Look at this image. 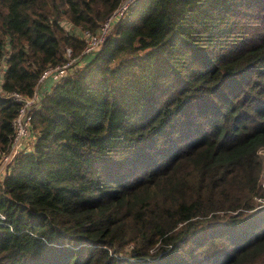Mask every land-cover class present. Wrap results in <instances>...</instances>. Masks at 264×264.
<instances>
[{"label":"trees","instance_id":"1","mask_svg":"<svg viewBox=\"0 0 264 264\" xmlns=\"http://www.w3.org/2000/svg\"><path fill=\"white\" fill-rule=\"evenodd\" d=\"M121 1L0 0V156L6 93ZM31 127L0 179V264H264V0H135Z\"/></svg>","mask_w":264,"mask_h":264},{"label":"built area","instance_id":"2","mask_svg":"<svg viewBox=\"0 0 264 264\" xmlns=\"http://www.w3.org/2000/svg\"><path fill=\"white\" fill-rule=\"evenodd\" d=\"M134 1L135 0H122L118 6L100 23L96 31H91L88 29L79 30V28L73 27L74 33L78 34L84 41V45L79 57H72L65 63L50 64L45 67L37 77L33 91L30 95H25L15 90L6 93L7 96H9L12 100L19 103V106L15 116L12 119L13 134L10 141L9 150L0 156V179L3 178L10 164L12 163L13 158L18 154V152L22 149L29 148L28 142L30 141L29 138L32 133V113L34 108L40 102L43 93L49 87L47 84L48 80L54 82L70 69V65L74 61H80L82 56H88L93 51H95L96 47L104 40L112 24L121 16H123L125 11ZM62 24L66 27V29L71 28L70 23H68L66 20H63ZM67 50L69 51V49ZM0 73L2 74L1 71ZM262 186L264 187V181L262 182ZM255 200L261 204H264V196H256Z\"/></svg>","mask_w":264,"mask_h":264},{"label":"rangeland","instance_id":"3","mask_svg":"<svg viewBox=\"0 0 264 264\" xmlns=\"http://www.w3.org/2000/svg\"><path fill=\"white\" fill-rule=\"evenodd\" d=\"M263 155H264V152H263ZM262 176L264 175V169H263V171H262ZM264 181V179H262V178H260V186H261V188H262V190L264 191V187L262 186V182Z\"/></svg>","mask_w":264,"mask_h":264},{"label":"crops","instance_id":"4","mask_svg":"<svg viewBox=\"0 0 264 264\" xmlns=\"http://www.w3.org/2000/svg\"><path fill=\"white\" fill-rule=\"evenodd\" d=\"M1 80H2V74L0 73V83H1ZM52 83L53 82L51 80H48V82H47L48 85H52Z\"/></svg>","mask_w":264,"mask_h":264}]
</instances>
